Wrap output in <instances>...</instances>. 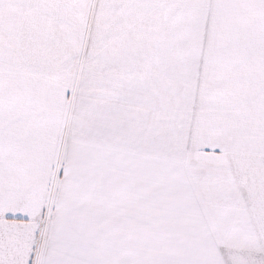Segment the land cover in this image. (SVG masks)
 <instances>
[{
    "label": "snow or ice",
    "instance_id": "1",
    "mask_svg": "<svg viewBox=\"0 0 264 264\" xmlns=\"http://www.w3.org/2000/svg\"><path fill=\"white\" fill-rule=\"evenodd\" d=\"M0 264H264V0H0Z\"/></svg>",
    "mask_w": 264,
    "mask_h": 264
}]
</instances>
